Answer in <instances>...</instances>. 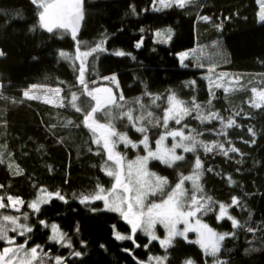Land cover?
<instances>
[{
    "label": "trees",
    "instance_id": "obj_1",
    "mask_svg": "<svg viewBox=\"0 0 264 264\" xmlns=\"http://www.w3.org/2000/svg\"><path fill=\"white\" fill-rule=\"evenodd\" d=\"M151 8L152 0H86V19L77 38L81 51L101 42L107 50L89 58L86 77L89 81H99L115 75L116 97L123 93L127 102L125 110L132 109L134 116L152 112L155 118H162L167 95L175 93L184 101L190 102L195 97L197 103L206 106L205 114L212 111L225 122L229 118L235 120L228 129H223L219 120L200 124L189 117L183 123L202 133L199 139L205 143H223L226 148L239 149L238 152L229 153L228 157L218 151L206 154L202 149L197 153L181 152L185 159L172 167L152 160L150 168L167 177L171 188L181 174L192 172L199 155L203 171L200 184L204 194L216 202L213 212L203 219L218 232L235 233L222 243L218 254L222 264H264V105L259 109L252 106L248 88L230 93L219 89L215 97H210L204 79L207 68L213 64L220 71L264 76V21L257 18L259 6L256 0H194L184 9L174 6L155 12ZM39 11L30 0H0L3 53L0 55V160L3 161L0 196L6 204L9 195L24 200L19 211L0 209V217L20 216V223H25L23 213L27 212V222L34 228L27 246L42 245L50 256L65 257L67 264H138L140 261L148 264L149 257L164 256L168 257L164 264H185L189 260L193 264H212V258L205 256L199 245L181 237L175 238L167 250L158 240L152 241L148 248L143 247L149 240L139 232L135 244L140 247H135L133 241H117L114 232L131 235L130 226L117 213L90 212L73 197V193L78 196L93 192L97 184L109 189L114 181L101 171L106 156L102 150L100 155L96 154L98 148L92 143V134L83 126V115L93 102L82 95L80 113L69 104L68 91L80 88L76 85L79 62H75L74 69L72 62L58 53L63 50L74 56L75 42L69 32L54 29L48 33L40 28ZM201 16L210 20L204 22ZM167 28L173 29L169 43L156 41L155 33ZM141 36L144 43L136 49L134 45ZM199 46L210 54L209 59L203 60L205 68L196 67L193 59L185 62L187 67L181 66L178 54ZM116 51H124L126 55L117 57ZM192 80L196 81L195 85L191 84ZM33 84L42 89L62 88L65 106L25 98L24 91ZM36 94L41 96L39 92ZM153 96L162 97L157 102L159 107L152 105ZM137 98L145 105L144 109L136 103ZM209 99L211 105L207 103ZM97 119L107 122L100 114ZM113 123L119 131L139 139L126 118L114 119ZM170 124L171 128L179 127L174 122ZM249 127L255 136L247 131ZM149 130L155 145L163 129ZM229 177L234 184L228 183ZM41 189L60 191L69 202L65 204L53 198L48 205L41 206L40 213H33L27 205L38 198ZM233 196L240 203L228 211L239 222L237 228L228 219L220 222L216 219L219 204L230 205ZM93 206L103 205L96 202ZM39 220H45L48 226L40 225ZM52 223L68 234L72 249L49 240ZM9 236L16 233L9 231ZM24 239L17 236L16 243L22 244ZM6 246L0 242V250ZM125 248L132 250L135 260L122 250ZM73 250L80 251L82 256H69Z\"/></svg>",
    "mask_w": 264,
    "mask_h": 264
},
{
    "label": "snow or ice",
    "instance_id": "obj_2",
    "mask_svg": "<svg viewBox=\"0 0 264 264\" xmlns=\"http://www.w3.org/2000/svg\"><path fill=\"white\" fill-rule=\"evenodd\" d=\"M30 2L40 9L39 11V26L48 33H53L54 29H60L64 32H70L71 38L75 42V55H71L63 50L59 51V56L69 62H72L75 69V62H79L78 76L76 77V85L82 89V95L88 97L93 103L90 110L83 115V126L92 134V143L97 146V155L101 154V150L106 156L104 164L101 166V171L110 178H113L111 188L105 189L102 185L97 184L95 190L91 193H81L77 196L73 193V197L78 198L79 204L84 206L88 211L96 212H113L117 213L119 217L130 226L131 235H123L119 232H114V238L117 241H133L135 247H140L135 244L136 234L142 233L148 237V244L143 247L148 248L152 241H159L162 248L168 249L175 238L181 237L189 243L199 245L205 256L212 258V264H222L219 253L222 251V242L226 238H231L235 233H218L208 224L204 223L202 217L210 212H213V205L216 203L210 196L204 194L200 178L203 175L202 162L199 155L195 158V164L190 175L181 174L178 182L174 187L169 188V181L167 177L159 176L155 172L149 170V162L152 160L159 161L167 167H172L177 161H183L185 156L177 154V149H182L183 153H197L198 149H202L204 153L210 154L214 151L222 153L224 157H228L229 153H236L239 149L235 147L226 148L223 143H205L199 139L202 133H198L196 129L189 128L187 123H183L186 118L191 117L199 121L200 124L205 122L219 120L223 129L231 128L235 124V120L229 118L226 122L216 112H204L205 105L197 103L196 98L184 101L179 99L175 93H170L166 97L167 106L163 110L162 118H155L152 112L146 114L133 115V110H125L123 93L117 99L110 87H96L97 81L95 79L89 81L86 77L88 72V62L90 57L98 55L101 52H106L103 42L96 43L95 46L90 47L86 51H81L80 41L77 40L78 31L81 27V22L84 19L82 0H30ZM194 3V0H152V11L161 12L163 10L172 9L174 6L179 9H184L186 4ZM259 5V20L264 21V0H256ZM133 11H135L133 9ZM200 19L208 22L210 17L201 16ZM219 27V25H217ZM141 32L144 30L141 28ZM166 38L158 42L167 43L172 38V30H166ZM157 38L164 36V33L157 31L155 33ZM144 43V38L141 36L140 41L134 47L139 49ZM197 49L191 51H182L178 54V61L181 66L187 67L185 63L189 59H197ZM110 54V53H109ZM3 55V53H0ZM117 57H124V51H116ZM130 55V54H129ZM204 62L198 61L195 65L198 68L204 67ZM216 65L213 64L207 68L209 75L204 77L207 81V91L210 97H215L216 90L222 89L224 93L230 91H238L239 88L233 85L239 84V80H225L227 73H216ZM212 74H215L213 76ZM104 80H116L115 75L111 77H104ZM93 85L92 87H90ZM192 85L196 84L195 80L191 81ZM42 91L43 96L37 95L36 92ZM64 91L60 87L56 88H41L39 85L33 84L29 89L25 90L23 95L30 100L43 99L45 103L53 104L52 96L59 99L58 107H64V99L60 96ZM255 99L252 100V106L259 109L264 105V90L258 91L256 88L251 89ZM49 93L52 96H49ZM145 95H149L145 93ZM80 99L77 92L72 91L70 95L69 104L77 112L80 113L82 109L77 106V101ZM158 101H162V97H151L152 105L159 107ZM136 103L140 109H144L145 105L140 103L137 98ZM208 105H211L212 99L208 100ZM113 109L118 110L115 117H113ZM195 113V116H193ZM97 114L102 115L107 122H100ZM239 115V113H237ZM127 119L128 125L131 126L135 132L143 135V139L139 143L133 142L126 132L117 130L113 120ZM170 122H174L179 126L176 129H170ZM162 128L163 131L159 133L158 139L155 141L156 148L153 150L149 145V129ZM187 129V134L185 133ZM249 133L255 136V132L251 127L247 129ZM172 138L171 147H167L166 141ZM231 144V141H228ZM252 143H255L253 140ZM123 145L125 149L131 147L138 149L141 145L145 151V155H136L134 160H128L126 153H121L118 148ZM0 163H3L0 160ZM13 167V165H9ZM211 171V169H209ZM185 182H190L191 189L185 188ZM228 183L234 184L235 181L228 178ZM3 188V185H0ZM189 191L191 195H189ZM43 193L37 199L28 203V208L33 213H40L42 205H48L49 202L55 198L67 204L69 201L65 195L60 191L49 192L41 189ZM159 198V202L156 199ZM8 204L4 203V197L0 196V209L11 208L19 211V207L24 204V200L19 196H7ZM96 202H102V208H96L93 205ZM240 203L238 197L233 196L230 205L224 203L219 204V212L216 215L217 222L228 219L231 221L232 227H240L239 222L229 215V207L238 206ZM199 214V216H198ZM20 216L3 215L0 217V242L5 243L6 247L0 252V264H67V259L62 256H50L49 253L44 252L42 245L32 246L27 248L31 239L30 234L33 232V226H30L27 221L29 214L23 213L25 223H20ZM194 220V223H193ZM40 225L48 226L45 220H39ZM161 225L166 230L164 239H160L155 229L157 225ZM183 225L181 229L179 226ZM9 225L11 227L9 228ZM115 228V226H113ZM51 235L49 240L60 244L62 247L72 249L73 245L68 234L61 231L56 223L50 225ZM9 231L16 233V236H9ZM75 231L79 232V224L75 225ZM252 231V229H249ZM195 232L196 239L194 241L188 240V233ZM24 237L22 244H16V237ZM82 244L86 242L81 241ZM101 247H104L101 245ZM125 253L133 256L131 249H122ZM23 253V256L20 254ZM69 256L81 257L82 253L73 250ZM135 260V257L133 256ZM168 257H149L148 264H152L155 260L156 264H164ZM138 264H144L143 261ZM185 264H193V261H186Z\"/></svg>",
    "mask_w": 264,
    "mask_h": 264
},
{
    "label": "rangeland",
    "instance_id": "obj_3",
    "mask_svg": "<svg viewBox=\"0 0 264 264\" xmlns=\"http://www.w3.org/2000/svg\"><path fill=\"white\" fill-rule=\"evenodd\" d=\"M259 6V5H258ZM257 18H258V20H259V9H258V12H257ZM260 21V20H259ZM168 29V28H167ZM172 30V36H173V29H171ZM159 31H161L162 33H164V36H162L161 38H155L156 39V41H159V40H162V39H165L166 38V35H167V33H166V30L164 31V29L162 30H159ZM170 41V40H169ZM169 41L167 42V43H169ZM161 43V42H160ZM195 49H197V53H196V57H197V59H193V60H195L196 62H198V61H201V62H203V60H205V59H209V56H210V54H208V51H206V49L204 48V47H201V46H199V47H197V48H195ZM86 50H88V49H82V51H86ZM187 51H191V50H187ZM0 53H2V51L0 50ZM209 67H211V66H209ZM208 67V68H209ZM204 68H205V66H204ZM215 72L216 73H220V72H223V73H227L228 74V76L227 77H225V80H229V79H231V80H239V84H237V85H233L234 87H236V88H239L240 90L241 89H243V88H248L249 90H250V92H251V102H252V100L253 99H255L256 97H254V94L252 93V91H251V89L252 88H256L258 91H260V90H264V76L263 77H254V76H252V75H250V74H240V73H230V72H225V71H220V70H217V69H215ZM208 75H209V73H208ZM213 76H215V74H212ZM108 82V83H107ZM96 87H110V88H112L113 89V92L114 91H116V86L118 87V83L116 82V80L115 81H113V80H107V81H105L104 79H102V80H99V81H97V84L95 85ZM0 87H1V80H0ZM72 91H75V92H77V94H78V96H80V98H81V96H82V89L81 88H77V89H72V90H69L68 91V100H70V95H71V92ZM230 92H235V91H230ZM229 92V93H230ZM39 93H41V96H43L44 95V93L42 92V91H40ZM37 95H39V94H37ZM118 95V94H117ZM49 96H52V94L51 93H49ZM60 96L64 99V101H65V96L63 95V93L61 92V94H60ZM119 97V96H118ZM117 97V99H119ZM52 98H53V100H54V104H58L59 103V99L58 98H56V97H54V96H52ZM80 100V99H79ZM79 100L77 101V106L78 107H80V104H79ZM117 111L118 110H116V109H113V117L115 116V114H117ZM97 118V117H96ZM102 123H104V122H102ZM171 123V122H170ZM169 128L170 129H176V128H178V127H173V128H171V124H169ZM118 130V129H117ZM119 131V130H118ZM163 131V130H162ZM120 132H122V131H120ZM185 133L187 134V131H186V129H185ZM139 134V139L138 140H136V139H132L129 135H128V133H127V135H128V137L133 141V142H135V143H139V141L140 140H142L143 139V135L142 134H140V133H138ZM159 137V136H158ZM158 137H156L157 139H158ZM156 139V140H157ZM154 140V139H153ZM155 140V141H156ZM149 145H150V147L153 149V150H155V148H156V143H155V145H153L152 144V139H151V137H150V130H149ZM166 145H167V147H171V145H172V138L171 137H169L168 138V140L166 141ZM130 148L131 147H129L128 149H125L124 148V146L121 144V145H119V148H118V150L123 154V153H126V155H127V159L128 160H134L135 158H136V155L137 154H139V155H145L146 153H145V151H144V149H143V146L141 145L138 149H132V150H134L133 152H131V150H130ZM141 150V151H140ZM177 151V154H181V152H183L182 151V149H177L176 150ZM151 162V161H150ZM150 162H149V165H148V167H149V170L150 171H152V172H155V171H153L151 168H150ZM156 173V172H155ZM192 173V172H191ZM191 173H189V174H187V175H190ZM157 175H159L158 173H156ZM159 176H161V175H159ZM174 187V186H173ZM185 188H187V189H191V184H190V182H185ZM171 188H168L167 190H170ZM43 193L41 192L40 193V195H42ZM39 195V196H40ZM189 195H191V192L189 191ZM38 196V197H39ZM150 199H156V201L157 202H159V198H150ZM5 203V202H4ZM6 204V203H5ZM7 204H8V202H7ZM198 216H199V214H198ZM202 220H203V222L204 223H206V221L203 219V217H202ZM28 224H29V222H27ZM193 223H194V220H193ZM206 224H208V223H206ZM30 225V224H29ZM209 225V224H208ZM210 226V225H209ZM10 227H11V225H10ZM181 229L183 228V225L181 224L180 226H179ZM211 227V226H210ZM212 228V227H211ZM214 229V228H213ZM215 230V229H214ZM216 232H218L217 230H215ZM155 233H156V235L160 238V239H164L165 238V236H166V230L161 226V225H157L156 226V229H155ZM218 233H221V232H218ZM197 237H196V233L195 232H189L188 233V239L189 240H195ZM223 243V242H222ZM17 244V243H16ZM27 248H31V247H28L27 246ZM3 250V249H2ZM2 250H0V252H2ZM45 252V251H44ZM21 256H23V253H21L20 254ZM46 264H47V262H46Z\"/></svg>",
    "mask_w": 264,
    "mask_h": 264
},
{
    "label": "water",
    "instance_id": "obj_4",
    "mask_svg": "<svg viewBox=\"0 0 264 264\" xmlns=\"http://www.w3.org/2000/svg\"><path fill=\"white\" fill-rule=\"evenodd\" d=\"M86 0H82V9H83V14H84V19L83 21L81 22V27L78 31V35H77V38L80 37L81 33H82V30H83V26H84V22H85V19H86ZM70 33V32H69ZM115 94V92H113ZM116 95V94H115Z\"/></svg>",
    "mask_w": 264,
    "mask_h": 264
}]
</instances>
